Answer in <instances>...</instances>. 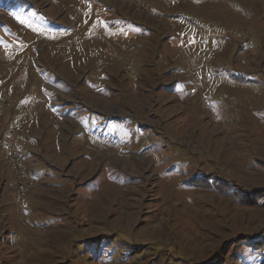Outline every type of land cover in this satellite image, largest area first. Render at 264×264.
<instances>
[{
  "label": "rangeland",
  "instance_id": "1",
  "mask_svg": "<svg viewBox=\"0 0 264 264\" xmlns=\"http://www.w3.org/2000/svg\"><path fill=\"white\" fill-rule=\"evenodd\" d=\"M7 94L56 109L0 264H264V0H0Z\"/></svg>",
  "mask_w": 264,
  "mask_h": 264
},
{
  "label": "crops",
  "instance_id": "2",
  "mask_svg": "<svg viewBox=\"0 0 264 264\" xmlns=\"http://www.w3.org/2000/svg\"><path fill=\"white\" fill-rule=\"evenodd\" d=\"M6 100V112L2 124L0 125V143L8 138V128L10 126H18L20 123L25 125L24 130L18 135V148L20 153L26 156V161L30 166L35 165L36 157L40 151L37 150V143L42 137L37 133L45 134V126L43 117L51 113L54 107V100H35L31 98H23L20 102H14L12 98L7 94ZM40 98V96H39ZM38 98V99H39ZM45 102L48 104L44 106ZM56 109V108H55ZM58 111L57 113H59ZM40 123L42 127L40 128ZM48 123V122H47ZM46 125V123H45ZM41 129V130H39ZM7 143V141H6ZM6 158V157H5Z\"/></svg>",
  "mask_w": 264,
  "mask_h": 264
},
{
  "label": "built area",
  "instance_id": "3",
  "mask_svg": "<svg viewBox=\"0 0 264 264\" xmlns=\"http://www.w3.org/2000/svg\"><path fill=\"white\" fill-rule=\"evenodd\" d=\"M6 101L0 98V125L3 122ZM25 125L20 123L18 126H10L8 128V138L6 145L7 159L15 174V190L20 196L25 195L36 188L37 182L34 178L32 170L28 167L27 162L18 148V135L24 130Z\"/></svg>",
  "mask_w": 264,
  "mask_h": 264
}]
</instances>
